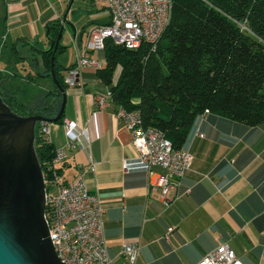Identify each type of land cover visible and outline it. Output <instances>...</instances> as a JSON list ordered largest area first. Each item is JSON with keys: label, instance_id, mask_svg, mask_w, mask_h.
<instances>
[{"label": "crops", "instance_id": "crops-1", "mask_svg": "<svg viewBox=\"0 0 264 264\" xmlns=\"http://www.w3.org/2000/svg\"><path fill=\"white\" fill-rule=\"evenodd\" d=\"M28 1L7 0L6 18L18 21L22 12L27 14ZM42 1L45 0H38L40 10ZM58 1L68 3L64 11L66 26L68 23L76 26L75 0ZM84 2L91 18L73 32L75 59L70 62L63 55L66 44L58 56L66 66L64 75L70 65L76 64L78 52L86 47L78 44L79 33L84 30L87 42L92 27L110 20L106 0ZM64 14L61 10L57 14L51 11L42 13L41 18L48 25L53 20L62 22ZM24 36L17 39L23 61L15 62L5 47L7 35L0 34V73L10 76L9 86L21 100L35 107L42 104L55 81L50 76L38 75L30 83L15 76L17 72L22 75L31 70L37 72L35 57L39 59V69L43 67L41 49L35 50ZM91 54L105 58L104 48L91 50ZM41 77H50L52 82L42 85ZM65 87L63 121L49 122L51 143L67 149V157L59 163L67 180L76 179L82 169L88 168L85 182L91 192H99L101 196L105 241L114 264H128L122 253L126 243L139 244L137 264H198L222 242L229 244L243 264H264V123L248 125L215 112L204 119L197 117L183 145L193 154L191 167L179 186L170 189V200L165 204L161 191L150 189L146 172L124 170L123 159L136 154L132 133L116 115L113 104L103 109L96 105V95L109 89L97 75V68L82 66L78 84ZM66 119L75 121L81 130L86 128L89 140L83 136L69 146ZM172 225L175 228L166 239Z\"/></svg>", "mask_w": 264, "mask_h": 264}, {"label": "trees", "instance_id": "trees-1", "mask_svg": "<svg viewBox=\"0 0 264 264\" xmlns=\"http://www.w3.org/2000/svg\"><path fill=\"white\" fill-rule=\"evenodd\" d=\"M3 3L5 8L7 0ZM5 19L4 11L0 34ZM61 27L60 20L48 23L49 45ZM84 37L82 30L80 46L86 45ZM49 45L41 50L39 72L15 76L32 83L38 75L53 78V70L66 86V66L58 58L65 45ZM5 47L15 62L23 61L17 40ZM104 51L97 75L109 85L111 104L139 110L144 124L161 129L175 147L184 145L206 108L248 125L264 123V0H173L171 20L155 48L149 43L129 48L107 37ZM9 77L0 73V94L12 110L49 117L58 113L63 92L56 83L42 104L31 107L9 86ZM43 123L37 122L35 144L47 178L55 147L46 141Z\"/></svg>", "mask_w": 264, "mask_h": 264}, {"label": "built area", "instance_id": "built-area-1", "mask_svg": "<svg viewBox=\"0 0 264 264\" xmlns=\"http://www.w3.org/2000/svg\"><path fill=\"white\" fill-rule=\"evenodd\" d=\"M110 22L96 24L89 32L86 47L78 52L77 62L69 68L64 80L73 85L78 81L80 68L91 65L101 68L105 60L91 54V50L104 48L105 38L111 37L116 43L129 48H138L149 43L155 48L172 16L173 0H106ZM96 105L106 108L111 103L110 89L96 95ZM209 113L206 108L199 116L204 119ZM116 115L121 118L132 133V144L136 154L123 159L126 171L140 170L148 174L151 190H160L165 204L169 203L168 193L179 186L185 172L191 167L192 152L184 147H175L165 133L154 126L145 125L139 110H130L120 105ZM68 145L73 146L85 137L87 129H79L76 122L64 120ZM41 130L47 142L51 143L49 122ZM199 135L203 136L202 132ZM65 147H55L50 171L46 182V218L50 238L63 264H114L109 256L105 241L103 202L99 192H91L84 175L88 168L80 171L74 180H67L59 172L60 162L67 157ZM160 166L161 170L154 169ZM92 167V166H91ZM175 226L168 227L165 238ZM139 244L126 243L123 255L128 264H137ZM198 264H243L227 242H222L207 253Z\"/></svg>", "mask_w": 264, "mask_h": 264}, {"label": "water", "instance_id": "water-1", "mask_svg": "<svg viewBox=\"0 0 264 264\" xmlns=\"http://www.w3.org/2000/svg\"><path fill=\"white\" fill-rule=\"evenodd\" d=\"M66 16L49 47L56 49L61 42ZM35 60L39 72V59ZM52 74L63 92L61 107L53 117L19 114L0 94V264H63L45 217L46 182L35 144L37 122L57 121L65 109L66 87L53 70Z\"/></svg>", "mask_w": 264, "mask_h": 264}, {"label": "rangeland", "instance_id": "rangeland-1", "mask_svg": "<svg viewBox=\"0 0 264 264\" xmlns=\"http://www.w3.org/2000/svg\"><path fill=\"white\" fill-rule=\"evenodd\" d=\"M85 0H75L74 9L75 12L73 14V22L76 26H73L71 23H68L65 31L61 37V42L63 44L68 45L66 47L65 54L68 57V61L72 62L76 57V48L75 45L72 44L73 42V32L75 31L76 27H81L83 23L86 22L87 19H90L89 13L84 8ZM26 12H22L23 14L18 19V21H12L5 19L2 22V32L7 35L8 44L11 45L13 41H16L19 36L25 35L24 39L29 41V45H34L33 48L36 50V47L39 49L45 48L48 44L46 43L48 35V25L47 23L42 21V13L48 12H55L61 10L64 14V11L67 10L68 3L64 1L63 4H60L58 0H45L42 1V10H40L38 5V0H30L26 2ZM4 9V10H3ZM4 11L7 12V8L5 6L3 0H0V18L4 16ZM93 28V27H92ZM91 28V29H92ZM22 39V37H20ZM1 42V40H0ZM24 49V45L21 46ZM42 85H47V83H51L52 79L50 77H41L40 78ZM21 97L24 98V92H20Z\"/></svg>", "mask_w": 264, "mask_h": 264}, {"label": "bare ground", "instance_id": "bare-ground-1", "mask_svg": "<svg viewBox=\"0 0 264 264\" xmlns=\"http://www.w3.org/2000/svg\"><path fill=\"white\" fill-rule=\"evenodd\" d=\"M63 19H64V18H63ZM164 30H165V29H161V36H162ZM104 63H105V62H104ZM64 81H65V80H64ZM78 82H79V77H78V81H77L76 84H78ZM65 83H66V82H65ZM66 84H67V85H70V84H68V83H66ZM73 85H74V84H73ZM209 113H210V111H209ZM209 113H208V114H209ZM208 114H207V115H208ZM199 116H200V115H199ZM205 118H206V117H205ZM45 212H46V211H45ZM45 217H46V215H45ZM46 219H47V218H46Z\"/></svg>", "mask_w": 264, "mask_h": 264}]
</instances>
